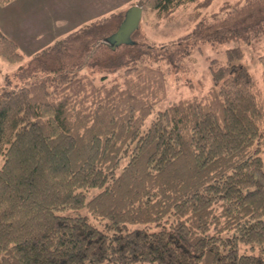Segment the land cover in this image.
<instances>
[{"label":"trees","instance_id":"trees-1","mask_svg":"<svg viewBox=\"0 0 264 264\" xmlns=\"http://www.w3.org/2000/svg\"><path fill=\"white\" fill-rule=\"evenodd\" d=\"M212 1L141 0L159 20L195 3L194 27L158 48L105 18L0 88V264H264V96L241 63L251 47L264 79V0ZM203 43L230 45L210 87L144 128ZM0 57L23 61L1 30Z\"/></svg>","mask_w":264,"mask_h":264},{"label":"rangeland","instance_id":"rangeland-1","mask_svg":"<svg viewBox=\"0 0 264 264\" xmlns=\"http://www.w3.org/2000/svg\"><path fill=\"white\" fill-rule=\"evenodd\" d=\"M81 1V0H80ZM115 8L114 13H123V16L133 7H138L141 0H109ZM235 0H213L212 3L204 9L199 10L200 15H210L211 13H217L225 2H233ZM89 0L85 1V5H72L74 8H83L87 6ZM48 8L60 7L58 1H55L52 5L47 4ZM195 3H189L180 7L174 12L173 16L169 19L159 20L155 16L153 11H150L146 7H142L141 17L138 23V35L139 38L136 41L143 45H159L169 42H175L179 38L185 36L194 27L195 21L193 19L195 15ZM88 21L84 22V24ZM212 23V22H210ZM119 22L116 23V26ZM15 26V25H14ZM115 29V28H114ZM0 30L7 37L13 39L17 44L20 52L23 55V61L20 63H11L6 59L0 57V88L6 84H20L24 81L25 77L23 73H20L22 68L27 66L32 61V56L44 50L48 47H54L55 40L62 39L70 36L72 33H79V28H10L4 20L0 18ZM67 36V37H66ZM176 43V42H175ZM261 50L264 51V37L258 43ZM230 48L229 44H209L203 43L192 46L188 49V53L185 56L182 68L177 72L171 73L167 78V97L158 104L152 113V115L146 120L144 128L148 126L154 115L158 111H163L168 106L176 104L179 100L189 98L191 96H201L210 87V73L209 64L211 61L216 60L219 62H225V51ZM244 51V58L241 62L244 64L250 73L253 75L258 88L261 90L264 96V79L262 77V68L258 63L257 54L251 47L242 45ZM170 51V50H169ZM99 58H107L106 51L98 54ZM104 57V58H103ZM92 61H86V66L83 68V72L95 79H99V67L95 64L92 65ZM96 61V58H95ZM101 66H104L103 64ZM100 66V67H101ZM20 71V72H19ZM98 72V73H97ZM3 163L0 158V167ZM97 193V190H92L90 195Z\"/></svg>","mask_w":264,"mask_h":264},{"label":"crops","instance_id":"crops-1","mask_svg":"<svg viewBox=\"0 0 264 264\" xmlns=\"http://www.w3.org/2000/svg\"><path fill=\"white\" fill-rule=\"evenodd\" d=\"M55 1H58L60 7L46 6L50 3L52 5ZM85 1L87 0H13L5 6H0V18L9 24L10 28L16 26L29 29L83 28L115 15L124 18L122 12L114 13V4L109 0H89L86 7H72V5H85ZM86 21L88 23L84 24ZM16 45L19 47L17 43Z\"/></svg>","mask_w":264,"mask_h":264},{"label":"water","instance_id":"water-1","mask_svg":"<svg viewBox=\"0 0 264 264\" xmlns=\"http://www.w3.org/2000/svg\"><path fill=\"white\" fill-rule=\"evenodd\" d=\"M142 9L140 7L131 8L124 17L116 36H124L125 41H129L130 36L138 29V23L141 17Z\"/></svg>","mask_w":264,"mask_h":264}]
</instances>
